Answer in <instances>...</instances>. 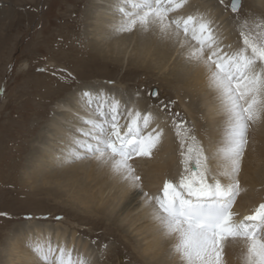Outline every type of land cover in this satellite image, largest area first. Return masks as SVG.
I'll return each mask as SVG.
<instances>
[{"label": "bare ground", "instance_id": "obj_1", "mask_svg": "<svg viewBox=\"0 0 264 264\" xmlns=\"http://www.w3.org/2000/svg\"><path fill=\"white\" fill-rule=\"evenodd\" d=\"M83 1L85 0H63V5L68 7L72 3L73 8L66 7L69 12V15H65L66 17L63 16L64 14H57V16L61 21L66 19L62 21L64 29L68 32L65 38L70 37L72 27L79 26V22L84 19L83 25L88 37L86 39L89 40V49L78 50L70 47L64 54L72 59L98 56L103 60L109 56L111 57L109 65L112 64L113 67L122 64L126 57L128 65L142 72L153 70L163 75L167 83L174 88L177 104L184 110L181 114L193 120L197 140L203 145L206 154L212 153L222 143L225 118L219 109L217 93L208 85L205 70L201 66L187 64L178 46L172 41L161 38L155 30L114 32L112 28L119 20L118 14L115 13L117 0H87L89 4L82 15L83 19L80 20L75 14L79 13ZM60 6L62 7V4ZM221 6L218 0H188L180 13L184 15L204 13L213 21V27L221 35L223 43L235 48L241 43L238 18L233 17L236 13L223 9ZM245 6V9H239L240 20L245 17L249 20L264 17V0H247ZM49 22L48 25L55 26L53 19ZM57 27L59 26H56L55 30ZM46 28L42 39L45 43L50 42L51 38L54 39L50 26ZM84 62L86 61L82 63ZM51 84H53L51 80H46V85L42 88L39 87L40 85L31 86L30 91L25 93L26 99L21 98L20 106L11 116L17 125H14L15 129L9 131L10 134L7 137L15 144L22 140L25 133H30L31 129L25 125L31 119L30 116L45 112L41 106L44 102H48L45 107L50 103L53 108V113L44 119L42 128L35 135L34 142L25 149L23 147L20 150H11L14 154L20 153L23 149L30 153L27 164L29 167L25 168V179L27 181L32 179L31 183L39 187L47 183L54 184V189L47 190L50 192L54 190V194L57 195L65 194L75 206L87 214L88 218L96 217L88 221L94 223L96 227L102 226L100 221L105 220L109 227L104 237L114 236V233L109 232L113 229L123 232L124 236H130V244L136 255L137 263L134 264H182L181 258L172 251L174 238L163 234L153 218V206L146 202L144 196L145 192L149 195L157 194L165 179H177L182 170L180 141L176 136L172 120L156 108L153 99L145 98L140 92L129 90L127 87L124 88L121 83L109 84L102 80H95L80 84L74 90H65L62 87L59 88L58 93L64 97L55 102ZM85 90L93 93L102 90L120 99L122 103L128 102L129 107L135 105L141 111H151L154 117L151 127L163 129L161 143L152 156L150 158L136 157L132 161L137 173L142 177V187H131L114 174L109 166L95 159L73 160L71 163H65L61 158L68 146L69 130L74 132L76 127L81 126L77 116H84L87 112L80 101V95ZM124 91L128 93L125 94ZM32 97L38 101L35 105L32 104ZM121 122L123 123V120ZM2 128L5 129L6 125L1 123L0 129ZM248 140L249 144L239 174L242 191L233 206V210L239 214L238 219L250 215L259 204L264 203V117L250 126ZM9 145L6 147L8 148ZM4 158L0 159V170L3 173L4 165L10 170L12 162L9 158ZM210 167L215 171L218 162L215 159L211 160ZM36 223L28 226L15 225L10 229L12 232L2 243V247L0 246V264H42L28 245L29 243L46 244L49 240L53 245L62 244L73 249V256L82 255L90 261V264H125L121 256H116L118 254L116 252L120 251L118 247L115 252L111 250L103 251L100 255L94 254L92 244L77 237L75 229L70 231L58 226L53 228L50 225L42 226ZM91 238L96 239L97 236L93 234ZM127 243L129 244L128 240ZM243 252L244 247L241 242L227 243L223 252V257H226L222 264H243Z\"/></svg>", "mask_w": 264, "mask_h": 264}, {"label": "snow or ice", "instance_id": "obj_2", "mask_svg": "<svg viewBox=\"0 0 264 264\" xmlns=\"http://www.w3.org/2000/svg\"><path fill=\"white\" fill-rule=\"evenodd\" d=\"M187 3L117 0L115 6L119 20L112 28L114 32L155 30L178 46L187 64L205 70L225 118L222 143L206 154L186 122L179 119L180 114L175 113L172 123L180 141L182 170L177 179H165L157 194L145 192L144 196L153 206V218L163 234L174 238L172 251L182 264H222L229 242L243 244V264H264V203L242 219L233 211L242 191L239 174L249 144L248 131L264 117V17L240 20V0H230L231 11L238 16L241 40L233 48L223 43L204 13L181 14ZM80 101L87 112L77 116L81 126L74 132L69 130L63 161L95 159L131 187H142V177L132 161L150 158L163 136L162 128L151 127V111L129 107L128 102L122 103L102 90H85ZM213 159L218 162L215 171L210 167ZM28 247L42 264H90L82 255L73 256V249L53 245L50 240L46 244L29 243Z\"/></svg>", "mask_w": 264, "mask_h": 264}, {"label": "rangeland", "instance_id": "obj_3", "mask_svg": "<svg viewBox=\"0 0 264 264\" xmlns=\"http://www.w3.org/2000/svg\"><path fill=\"white\" fill-rule=\"evenodd\" d=\"M218 1L221 2V0ZM246 1L240 0V10L246 8ZM83 2L80 6L81 11L79 10V13L75 14L80 20L83 19L82 15L89 4L87 0ZM229 2L230 0H223L221 7L231 11ZM69 5L68 7L63 5V0H0V124L6 125L5 129H0V159L9 158L12 161L10 166L13 170L11 172V169L8 170L5 165L6 174L0 170V213L4 214L0 215V246L2 247V243L12 232L10 229L13 226H28L37 222L36 224L42 226L50 225L53 228L58 226L70 231L75 229L77 237L92 244L94 254L100 255L103 251L109 252L111 250L115 252L118 247L120 251L116 252L118 253L116 256H121L125 264H134L136 255L130 244V236H124L123 232L113 229L109 232L114 233V236L106 235L104 237L105 232L108 231L107 227H109L105 220L100 221L102 226L96 227L94 223L88 222L91 218L96 219V217L88 218L87 214L75 206L65 194L63 196L57 195L54 194V190L52 192L47 190L54 189V184L47 183L48 185L44 184L39 187L37 184L35 186V183H31L32 179L28 181L25 179V168L29 167L27 164L30 153L24 149L34 142L35 135L42 128L44 119L53 113L51 104L49 103L45 107L48 102H44L41 105L43 110L45 109L44 113L34 115L31 112L33 114L30 116L31 119L26 124L24 123L31 129V135L25 133L22 140L15 144L11 139H8L9 131H13L17 125L11 116L20 106V100L26 99L27 94L25 93L30 91L31 86L40 85L39 87L42 88L46 85V80L53 82L50 87L54 90V102L64 97L58 93L59 88L74 90L80 84L102 80V82L109 84L121 83L124 88L127 87L129 90L140 92L145 98L153 99L156 108L161 110L170 120L178 112L180 114L179 119L186 122V126L191 129L192 135L196 134V128L191 118L181 114L184 110L177 104L173 92L174 88L167 83L163 75L156 73V71L142 72L132 65H128L126 57L122 64L113 67L112 64L109 65L111 62L109 56L103 60L98 56L72 59V57L64 54L67 52V48L74 47L78 50H87L90 45L89 40L86 39L84 19L79 20L81 27H72L73 31H71L70 37L65 38L68 32L64 29L62 21L66 19L61 21L57 14H64V17L69 15L66 7L73 8L72 3ZM233 17L238 18L237 14ZM51 19L54 20L55 26L48 25ZM47 26L52 29L54 39L51 38L50 42L45 43L42 39L45 36L44 32ZM56 26L59 27L55 30ZM83 61H86L84 63H87V66L82 63ZM153 90L158 93L155 98L150 95ZM124 93L127 94L128 92L124 91ZM31 100L33 105L38 102L34 97ZM6 145H9L8 148ZM23 147L24 149L18 154L11 151L12 149L20 150ZM93 234L97 236L96 239L91 238Z\"/></svg>", "mask_w": 264, "mask_h": 264}, {"label": "water", "instance_id": "obj_4", "mask_svg": "<svg viewBox=\"0 0 264 264\" xmlns=\"http://www.w3.org/2000/svg\"><path fill=\"white\" fill-rule=\"evenodd\" d=\"M230 3V2H229ZM153 91H155V90H153ZM152 98H155L156 96H151Z\"/></svg>", "mask_w": 264, "mask_h": 264}]
</instances>
